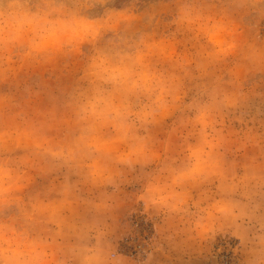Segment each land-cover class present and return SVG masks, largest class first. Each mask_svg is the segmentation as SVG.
<instances>
[{
  "label": "rangeland",
  "instance_id": "374dc122",
  "mask_svg": "<svg viewBox=\"0 0 264 264\" xmlns=\"http://www.w3.org/2000/svg\"><path fill=\"white\" fill-rule=\"evenodd\" d=\"M185 4L194 7L195 19L177 24ZM91 15L110 17L129 38L130 50L143 53L149 70L178 76L183 98L150 129L156 159L130 170L113 158L123 146L108 144L110 128L96 135L111 151L81 144L75 102L90 87L92 48L34 49L27 41L0 47V159L15 162L19 173L18 191L9 194L12 203L0 211V222L45 243L52 264H74L67 248L96 228L117 245L126 264H260L264 0H246L243 7L239 0H96ZM79 25L84 33L96 31L87 22ZM213 85L236 103L212 113L202 146L187 105ZM201 148L214 162L208 179L175 185L184 198L175 211L146 206L140 196L147 183L156 177L168 183V169L188 166L191 153L199 165ZM224 200L243 215L210 216Z\"/></svg>",
  "mask_w": 264,
  "mask_h": 264
},
{
  "label": "clouds",
  "instance_id": "9594fccd",
  "mask_svg": "<svg viewBox=\"0 0 264 264\" xmlns=\"http://www.w3.org/2000/svg\"><path fill=\"white\" fill-rule=\"evenodd\" d=\"M95 3L96 0H0V47L27 41L34 49L52 45L92 48L88 64L90 87L75 102V115L82 126L81 144L97 152L105 148L111 151L107 145L102 147L97 143L96 135L99 129L110 128L113 139L108 144L123 146L115 151V162L130 170L147 167L156 159L150 129L182 100L183 82L176 75L149 70L143 53L130 50L129 38L116 30L110 17L91 15ZM239 3L243 7L246 0ZM194 13V7L185 4L179 9L176 23H191ZM81 21L91 24L95 33H84L79 25ZM235 103L233 95L213 85L205 86L187 105L194 114V123L199 126L202 146L208 143L212 113L233 107ZM196 151L200 152L199 165L191 153L188 160L192 163L188 166L168 169V183L161 182L159 177L147 183L140 196L146 206L175 211L184 203L183 194L174 190L175 185L208 179L214 162L202 148ZM72 159L71 152L64 156L66 164ZM99 163V160L94 161L93 166ZM18 177L17 164L0 159V211L11 205L9 194L18 191ZM107 182L115 185L116 179L109 176ZM209 215L226 220L239 218L243 213L236 203L224 200L214 206ZM65 255L74 264L127 262V257L99 228L78 237ZM259 255L264 257V249ZM0 264H52L51 253L45 243L0 222ZM260 264H264V259Z\"/></svg>",
  "mask_w": 264,
  "mask_h": 264
}]
</instances>
